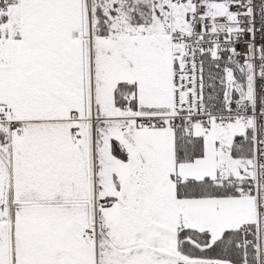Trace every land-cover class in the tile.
<instances>
[{"label":"snow or ice","instance_id":"1","mask_svg":"<svg viewBox=\"0 0 264 264\" xmlns=\"http://www.w3.org/2000/svg\"><path fill=\"white\" fill-rule=\"evenodd\" d=\"M0 264H264V0H0Z\"/></svg>","mask_w":264,"mask_h":264}]
</instances>
